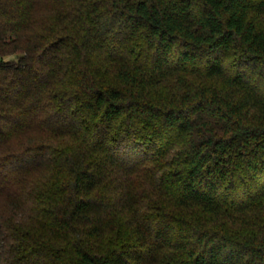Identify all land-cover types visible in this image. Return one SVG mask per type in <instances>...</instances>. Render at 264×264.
<instances>
[{"label": "trees", "instance_id": "obj_1", "mask_svg": "<svg viewBox=\"0 0 264 264\" xmlns=\"http://www.w3.org/2000/svg\"><path fill=\"white\" fill-rule=\"evenodd\" d=\"M0 264H264V0H0Z\"/></svg>", "mask_w": 264, "mask_h": 264}]
</instances>
